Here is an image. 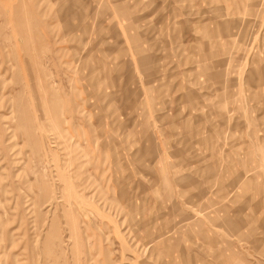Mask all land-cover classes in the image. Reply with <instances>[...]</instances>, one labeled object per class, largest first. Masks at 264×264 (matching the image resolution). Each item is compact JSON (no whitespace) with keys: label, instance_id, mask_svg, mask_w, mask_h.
<instances>
[{"label":"rangeland","instance_id":"obj_1","mask_svg":"<svg viewBox=\"0 0 264 264\" xmlns=\"http://www.w3.org/2000/svg\"><path fill=\"white\" fill-rule=\"evenodd\" d=\"M0 264H264V0H0Z\"/></svg>","mask_w":264,"mask_h":264}]
</instances>
